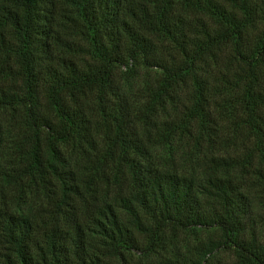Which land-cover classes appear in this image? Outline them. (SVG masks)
<instances>
[{"label": "trees", "instance_id": "1", "mask_svg": "<svg viewBox=\"0 0 264 264\" xmlns=\"http://www.w3.org/2000/svg\"><path fill=\"white\" fill-rule=\"evenodd\" d=\"M262 219L264 0H0V264H264Z\"/></svg>", "mask_w": 264, "mask_h": 264}, {"label": "rangeland", "instance_id": "2", "mask_svg": "<svg viewBox=\"0 0 264 264\" xmlns=\"http://www.w3.org/2000/svg\"><path fill=\"white\" fill-rule=\"evenodd\" d=\"M152 75L150 77H152ZM146 77H147L146 70L140 66L137 67L134 84L135 85L140 84L142 80L145 79ZM180 97L182 100L186 99L185 90L182 91ZM256 217L258 218V216ZM253 229L257 239L264 243V219L256 220ZM207 262L208 264H236V259L231 251L218 250L215 251L210 257H208Z\"/></svg>", "mask_w": 264, "mask_h": 264}]
</instances>
